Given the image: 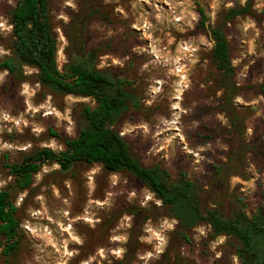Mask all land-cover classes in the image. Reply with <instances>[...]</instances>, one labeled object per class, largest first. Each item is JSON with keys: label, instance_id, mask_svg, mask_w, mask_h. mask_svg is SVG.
<instances>
[{"label": "rangeland", "instance_id": "obj_1", "mask_svg": "<svg viewBox=\"0 0 264 264\" xmlns=\"http://www.w3.org/2000/svg\"><path fill=\"white\" fill-rule=\"evenodd\" d=\"M87 1L50 0L58 67L96 50V69L124 81L131 99L116 129L134 157L172 182L186 175L201 188L203 208L227 220L264 208V0ZM17 2L0 0V23ZM248 3L250 15L225 23ZM91 7L100 12L82 27ZM223 23L239 89L229 108L211 58L210 30ZM13 42V31L0 27V62ZM22 74L0 70V191H11L21 229L17 258L6 260L1 248L0 264H243L237 238L214 237L206 223L182 228L128 173L47 163L18 191L7 164L43 148L64 151L63 139L84 125L83 109L95 107L91 98L43 88L34 68ZM222 164L234 172L218 177Z\"/></svg>", "mask_w": 264, "mask_h": 264}, {"label": "trees", "instance_id": "obj_2", "mask_svg": "<svg viewBox=\"0 0 264 264\" xmlns=\"http://www.w3.org/2000/svg\"><path fill=\"white\" fill-rule=\"evenodd\" d=\"M90 0L87 5H90ZM250 3L231 9L225 23L238 16L252 13ZM90 8L81 26L98 14ZM203 16V10L199 11ZM80 16L77 17L76 21ZM14 26L12 56L0 62V70L12 76H22L23 67L38 71V82L53 93L91 98L95 107L86 106L82 111L84 125L76 138L65 137V150L56 152L43 148L26 155L21 162L7 164L14 187L25 192L33 185V178L47 163H56L61 171L69 172L77 163L100 164L109 173H128L144 184L162 204L169 208L184 229H192L200 223L208 224L214 237L227 235L237 238L241 246L237 254L243 264H264V208L251 218L239 211L233 220H227L219 209H204L201 188L183 175L172 182L168 171L160 167H146L134 157L126 140L116 129L120 118L127 112L131 99L124 88V81L95 67L96 50L84 52V56L69 63L61 71L57 63L58 39L55 34L50 10V0H18L8 14ZM210 30L214 42L211 58L220 73L219 84L224 90L225 107L231 106L239 89L236 84V67L232 63L231 47L225 33L226 24ZM200 25L205 27V19ZM78 38V37H77ZM84 49V46H81ZM228 111V109H226ZM236 115H233V117ZM236 126V119L232 120ZM51 136H60L51 131ZM234 172L230 165L215 168L218 177ZM18 208L10 190L0 191V249L11 261L17 258L21 247Z\"/></svg>", "mask_w": 264, "mask_h": 264}, {"label": "built area", "instance_id": "obj_3", "mask_svg": "<svg viewBox=\"0 0 264 264\" xmlns=\"http://www.w3.org/2000/svg\"><path fill=\"white\" fill-rule=\"evenodd\" d=\"M0 27L1 28H8V30H11V31H13V29H14V26L9 19H4V21L0 23ZM2 55H3V51L0 48V56H2Z\"/></svg>", "mask_w": 264, "mask_h": 264}]
</instances>
